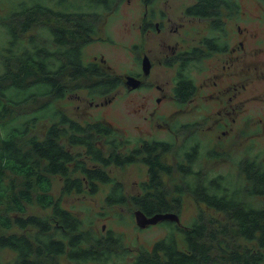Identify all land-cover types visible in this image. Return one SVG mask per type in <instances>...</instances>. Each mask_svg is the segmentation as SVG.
<instances>
[{
	"label": "flooded vegetation",
	"instance_id": "1",
	"mask_svg": "<svg viewBox=\"0 0 264 264\" xmlns=\"http://www.w3.org/2000/svg\"><path fill=\"white\" fill-rule=\"evenodd\" d=\"M124 1L117 0L111 9H96L97 12L93 16L83 17L87 21L85 23L75 22L72 16H66L65 13L70 12V10L65 6H57L56 0L46 5H42V2L39 1V7L34 9V34H30L31 25L27 24L24 16L26 10H20L18 13L19 9L14 10L12 8L5 18L0 19L2 28L8 37L7 45L15 43L18 47L16 52L8 53L9 60L14 58L20 69H23L26 61L25 48H27L33 53L36 62L35 80H41L43 77L51 79L53 82L63 81L66 77L71 78L73 71L91 66L95 73L86 71L76 74L79 75L78 78H93L89 84L90 93L93 95L106 96L118 88H125L128 91L154 90L153 98L158 106H161L168 99L174 101L182 110L192 105V116L187 119L180 118L172 121L170 117L173 115L164 111L157 112V109L151 110L150 113L151 126L158 125L161 130L170 129L175 133L176 138L180 135L183 138L180 145H177L173 138H159L153 135H149V137L140 136L134 140L130 136L122 134V130L112 122L107 121L114 127V131L117 133L116 138L101 136V138H96L97 145L104 157L120 158L123 160L122 163L111 161L107 166L94 168L91 160L87 162V168H84L83 171L78 166H72L73 161H71L70 164L61 167L58 173L51 175L52 188L53 176L61 177L63 194L64 183H66L68 174L82 176L81 192L88 191L94 194L100 189L101 184L108 185L104 202L109 206L129 202L136 205L137 209L134 211V215L139 230H145L153 224L169 223V221H176L183 225L185 223L182 221L180 213L177 214L174 211L156 214L176 213L179 221L164 218L156 222L140 224L136 218V211L141 209L138 199L144 196L153 197V190H157L159 185V181L154 178L158 170L160 179L167 186L182 182L183 176L180 171H187L193 175L190 170V160L192 163L201 165L205 158L200 156V148L197 147L198 143L202 142L200 138H223V140L219 139L221 144L212 147L216 156L226 150V148L221 147L226 138H234L235 140L252 138L253 142L259 141L258 138H264V96L259 93L258 96L256 94L251 96L249 93L253 86L264 82V58H260L264 55V43H262L263 46H250V41L247 40V28L244 27L247 25L242 26L241 19L246 18V14H248L249 19L252 20L255 15L249 13L242 0H183L185 5L179 14L170 13L165 7L159 8L157 12L149 8V17L148 12H145L146 21L141 24V27L144 33L149 32V51L144 49L137 52L140 43L130 42L128 44L129 42L115 39L113 41L107 35L97 34L95 31L96 21L99 22V16L102 12L105 14L113 13L119 9L120 3ZM141 1L150 6L157 0ZM229 19L234 20L236 27L229 24ZM89 20L92 22H88ZM202 20H206V23H202ZM88 26H92V28H82ZM74 28L84 30L74 31ZM153 34L159 35L160 38L154 40ZM100 41L108 42L109 45L121 46L128 50L132 56L134 53L133 57L137 62L127 63L124 72H119L120 69H117L116 66L113 67L108 64V57L106 56L108 50L99 53L94 52L93 56H90L87 48L90 44ZM89 56L91 59L86 61ZM145 57L149 58L148 73L143 69ZM169 69H174V74L168 76ZM251 70H256L257 73L261 72L262 74L257 75L256 71ZM131 76L141 81L139 86H134L130 82ZM62 81L60 82L62 83ZM105 82L115 83L108 86L107 91H105L103 84ZM62 86L61 89H63ZM93 88L99 92L107 93H94ZM170 94L172 99L169 97ZM251 97L255 101L261 99L262 103L249 106ZM106 102L108 100L105 99L99 102L90 100V104L96 103V106H102ZM64 113L68 115L69 120L78 122L83 126L87 122L103 120L102 118L81 120L69 115L66 111ZM175 125L177 127L173 128ZM68 129L70 128L68 127ZM246 134L248 135L244 136ZM58 140L60 146L70 153L74 155L80 153L77 158H86L87 145L85 143L73 145L69 143V138H58ZM75 145L83 146L85 151H74L73 146ZM182 149L183 152H181ZM53 152L55 150L51 145L49 153ZM172 152L174 159L170 161L167 155ZM87 154L90 155L89 152ZM74 155H72L73 158H75ZM245 157V159L260 157L262 162L264 161L258 153ZM157 159L167 163L173 172L170 174L163 170L160 163L156 161ZM151 160L154 165L151 164ZM134 162H143L146 165L147 176L139 182V191L130 193L123 179L114 176L110 167L112 163L122 166ZM196 166L192 170H199ZM95 169L104 173L107 179L88 178L87 171H94ZM175 172L180 176L177 182L170 184L164 179L165 174L172 176ZM117 189L122 190L125 200L109 203V199L116 201L115 197L109 195ZM58 200L61 201V197ZM144 213L148 217L156 215L147 214L145 211ZM79 216L83 220V228L78 232L81 235L78 243L81 249L73 247V243H69L65 251L59 254L34 256L37 262L43 264H159V258H165L167 261V254L162 249L155 252L158 242L165 243L161 240L168 236L167 242L171 243L169 240V236H171L173 241L177 239V242L183 245L184 231L171 232L169 229L165 236L152 243L150 250L149 248L146 250L152 256L153 262H149L151 260L144 255L141 257L137 255L132 261L126 262V258L133 253L123 232L113 227L106 229L105 225L100 230L95 222L89 220L86 224L85 219L81 215ZM196 216L197 214L192 219ZM15 252L17 253V251ZM141 252L143 251L139 250V253Z\"/></svg>",
	"mask_w": 264,
	"mask_h": 264
},
{
	"label": "trees",
	"instance_id": "2",
	"mask_svg": "<svg viewBox=\"0 0 264 264\" xmlns=\"http://www.w3.org/2000/svg\"><path fill=\"white\" fill-rule=\"evenodd\" d=\"M39 1L46 5L54 0ZM116 2L56 0L57 6L70 10L65 13L66 16L84 23L87 21L83 17L93 16L98 8L111 9ZM36 7L39 4L32 3L26 7H14V10L19 9L18 13L26 10L24 16L27 24L33 25ZM82 28H74V31H83ZM16 45H4L1 54L8 68L4 67V73L0 71V248L9 247L17 251L18 258L12 264H43L37 262L34 256L59 254L65 251L69 243L81 249L78 244L81 235L78 232L83 228L81 217L65 207L52 192L51 175L71 161L72 166L84 171L91 160L94 168L107 166L111 161L120 164L123 160L104 157L97 145L96 138L101 136L116 138L117 133L109 122L98 120L83 126L69 120L66 113H58L54 104L66 95L64 80L53 82L43 77L35 80L33 76L27 84L17 83L16 77L11 78V82L4 81L14 70L20 69L18 62L14 58L9 60L8 56V53L17 51ZM25 58L24 68L34 74L36 62L27 48ZM86 71L95 73L91 66L83 67L73 71L71 79H79L76 73ZM114 83H103L105 91ZM32 86L40 90L26 93L24 88ZM93 92L107 93L94 88ZM40 97H48V100L43 98L42 103L37 105L35 102ZM68 127L72 130L70 134L67 133ZM58 138H69V143L73 145L85 143L87 159L77 158L80 153L74 155L65 150ZM51 145L55 150L53 153H49ZM197 147L201 148L200 143ZM249 159L244 166L243 182L248 183L246 186L240 185L241 180H235L231 186L224 176L204 174L202 164L192 163L191 160L193 175L180 171L182 182L172 186L165 185L160 179L159 170L156 172L154 178L159 185L157 190H153V197L138 199L143 211L152 215L168 211L178 214L186 194H190L200 207L189 224L169 221L172 224L171 232L184 231V241L181 245L177 239L173 241L169 236L171 243H168L167 236L161 240L165 243L158 242L155 252L162 249L167 254V261L159 258V264H264V163ZM156 161L166 172H173L163 160ZM151 164L154 165L152 160ZM195 165L199 166V170H192ZM87 177L107 179L98 169L87 171ZM82 182V176L68 174L63 192H81ZM109 196L116 198V201L109 199V203L125 200L121 189L113 190ZM35 203L43 208H51V211L46 209L49 213H36L31 207ZM206 208L216 210L221 216L208 213ZM206 243L210 246L208 250L204 247ZM0 264L7 263L0 260Z\"/></svg>",
	"mask_w": 264,
	"mask_h": 264
},
{
	"label": "rangeland",
	"instance_id": "3",
	"mask_svg": "<svg viewBox=\"0 0 264 264\" xmlns=\"http://www.w3.org/2000/svg\"><path fill=\"white\" fill-rule=\"evenodd\" d=\"M42 2V1H41ZM243 5L248 8L251 15H255L252 20L249 19L248 14L246 18L241 19L242 26L247 28V40L250 41V46H263L264 43V0H242ZM38 4L39 0H0V19L5 18L8 15V12L14 7H26L31 4ZM185 2L183 0H157L155 3L146 5L141 0H125L123 3H120L119 9L113 13L102 14L99 16V22L96 21V33L107 35L113 41H125L129 42H138L139 51L144 49L149 51V32L144 33L141 27V24L146 21L145 12H148L149 17V8L150 10L156 12L159 8L165 7L169 10L170 13L179 14L184 8ZM114 14V15H112ZM19 22L20 19H18ZM202 23H206V20H202ZM229 24L236 27L234 20L229 19ZM31 25L30 34H34L35 28ZM154 40L160 38L159 35L153 34ZM7 34L3 30L1 21H0V71L1 73L5 72L4 67L8 68V63H5V60L2 59V48L7 44ZM257 42V43H256ZM260 43V44H258ZM112 44V43H111ZM107 51L108 64H111L113 67L116 66L117 69L124 72V69L127 67V63L134 62L137 60L130 55L129 51L121 46H116L114 44L109 45L108 42L100 41L95 44H90L87 48V51L90 56H93L94 52H104ZM136 55V53H135ZM90 56L87 58L91 59ZM260 58H264L262 55ZM23 60L24 57H23ZM264 64V60H263ZM264 69V68H263ZM256 71V70H251ZM174 69H169L168 76L174 74ZM257 75L262 74L261 72ZM34 76L33 73L27 69L14 70L9 78H6L4 81L11 82V78L16 77L17 83L27 84L29 80ZM167 76V79H168ZM64 84L67 86L66 95L63 98L57 99L55 101V106L58 109V113L62 115L66 111L69 115H72L81 120H91L102 118L104 121L112 122L116 127L122 130V134L130 136L132 139L136 140L140 136L153 135L154 137L159 138H173L176 140L177 145H180L182 139L180 135L177 136L170 129L161 130L160 126L155 125L151 126V110L157 112L164 111L169 115L172 121L177 119H187L192 116V105L187 106L186 109L182 110L177 106L174 101L166 100L161 106H158L154 100V90L146 91L142 90H126L125 88H118L116 91L109 93L106 96L99 94H91L89 84L93 81L91 77H81L79 79L72 80L70 77L63 79ZM27 92L40 90L37 88L26 87L24 88ZM118 92V93H117ZM117 93V94H116ZM250 95H257L258 93L261 96H264V82L259 83L251 88L249 91ZM258 96V95H257ZM169 97L172 99L171 94ZM43 98L48 100V97H40L36 100L35 103L40 105L43 101ZM260 98V97H259ZM108 100L102 106H96L95 104H90V100L95 102ZM198 100V98H197ZM34 103V104H35ZM262 100L259 99L255 101L252 97L249 102V106L253 104H261ZM33 104V105H34ZM26 107H28L26 105ZM255 108V106H253ZM64 110V111H63ZM174 124V123H173ZM177 125L173 126V128ZM126 132H125V131ZM68 134L72 133L68 129ZM175 135V136H174ZM248 134L244 135L247 136ZM202 142L200 148V156L205 157L204 162L201 165V170L204 174H209V176H224L226 177L230 185L234 184L236 180H241L240 185H247V182H243L244 176V166L250 160L245 159L247 155L251 156L254 154H260L264 160V138L260 139L257 142H253L252 138H240L235 140L234 138H226L224 144L221 147L226 148L222 153H219V156L215 155L214 148L216 144H221L219 139L223 138H200ZM74 151H85L84 147L81 145L73 146ZM183 152V149L182 151ZM167 157L170 161L174 159V153H168ZM254 160L260 161V157L252 158ZM262 161V160H261ZM264 162V161H263ZM111 164V172L114 176L123 179L127 190L132 192L139 191V182L146 178L147 176V167L143 162H134L132 164L125 165ZM196 168H199L197 165ZM180 178L179 174L175 172L174 175L168 176L164 175V179L170 184H173L178 181ZM53 188L52 192L57 198L61 197V203L64 206L69 207L77 214L81 215L85 219V223L88 224L89 220H92L97 225V228L102 230L103 226H106V229L113 227L114 229L121 231L125 235L126 242L128 246L132 249L133 255H130L126 258V262L132 261L136 256L141 257V255L146 256L148 259L152 260V256L146 251L152 248V243L160 237L165 236L171 223H159L153 224L150 227L145 228V230H139L137 224L135 223L134 211L137 209V206L133 203H126L122 205H112L109 206L104 202L106 192L108 191L109 186L106 184H101L100 189L91 194L88 191L81 193H62V179L58 175L53 176ZM236 185V184H235ZM32 209L39 214L49 213L46 209L40 207L38 204H33ZM202 207V205H201ZM199 205L190 195L185 196V201L180 208L179 212L181 219L185 224H189L192 218L198 213ZM51 211V208L49 209ZM206 211L210 214L216 216H221L216 210L212 208H206ZM206 250L210 248L208 244H204ZM139 250L143 252L139 253ZM0 260L3 263H13L17 258V253L9 247L0 248Z\"/></svg>",
	"mask_w": 264,
	"mask_h": 264
},
{
	"label": "water",
	"instance_id": "4",
	"mask_svg": "<svg viewBox=\"0 0 264 264\" xmlns=\"http://www.w3.org/2000/svg\"><path fill=\"white\" fill-rule=\"evenodd\" d=\"M143 69L146 73L149 72V58L145 57L144 58V61H143ZM131 79V83H133L134 86H139L141 81L139 79H137L136 77L134 76H131L130 77ZM176 215V216H174ZM178 215L175 213H168V214H156L155 216H152V217H148L143 210L141 209H138L136 211V218H137V221L144 225L145 223H152V222H156L160 219H164V218H169V219H175L177 221H179V217H177Z\"/></svg>",
	"mask_w": 264,
	"mask_h": 264
}]
</instances>
